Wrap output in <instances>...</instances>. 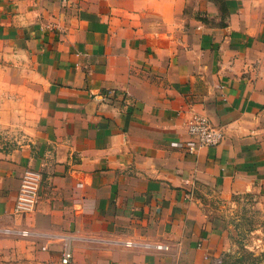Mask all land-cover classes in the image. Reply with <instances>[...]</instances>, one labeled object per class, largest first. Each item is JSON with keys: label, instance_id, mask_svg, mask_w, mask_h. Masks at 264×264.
Returning a JSON list of instances; mask_svg holds the SVG:
<instances>
[{"label": "crops", "instance_id": "1", "mask_svg": "<svg viewBox=\"0 0 264 264\" xmlns=\"http://www.w3.org/2000/svg\"><path fill=\"white\" fill-rule=\"evenodd\" d=\"M194 114L224 138L188 154ZM258 227L264 0H0V264H264Z\"/></svg>", "mask_w": 264, "mask_h": 264}, {"label": "built area", "instance_id": "2", "mask_svg": "<svg viewBox=\"0 0 264 264\" xmlns=\"http://www.w3.org/2000/svg\"><path fill=\"white\" fill-rule=\"evenodd\" d=\"M187 140L174 142L173 146L181 147L188 154H194L204 147H213L221 143L224 138V131L220 127L211 124L208 118L201 114H194L187 122ZM41 173L35 170H25L20 179L19 188L14 204V213L27 215L34 212L38 202V191L41 182ZM0 232L5 234L16 233L21 236H28L26 230L3 229ZM157 250H167L166 244H156ZM245 247L253 251L264 250V228L258 227L249 232L245 241ZM44 248V247H42ZM73 257L72 245L69 237H64L61 249V264H70ZM218 264V263H214Z\"/></svg>", "mask_w": 264, "mask_h": 264}, {"label": "water", "instance_id": "3", "mask_svg": "<svg viewBox=\"0 0 264 264\" xmlns=\"http://www.w3.org/2000/svg\"><path fill=\"white\" fill-rule=\"evenodd\" d=\"M246 249H248L249 251H252V252H257V253H259V254H262V255H264V250H262V251H253V250H251L250 248H248V247H245Z\"/></svg>", "mask_w": 264, "mask_h": 264}, {"label": "trees", "instance_id": "4", "mask_svg": "<svg viewBox=\"0 0 264 264\" xmlns=\"http://www.w3.org/2000/svg\"><path fill=\"white\" fill-rule=\"evenodd\" d=\"M226 10V9H225Z\"/></svg>", "mask_w": 264, "mask_h": 264}]
</instances>
